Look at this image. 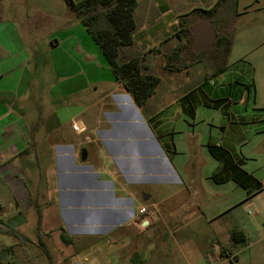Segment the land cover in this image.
<instances>
[{
    "label": "crops",
    "instance_id": "crops-1",
    "mask_svg": "<svg viewBox=\"0 0 264 264\" xmlns=\"http://www.w3.org/2000/svg\"><path fill=\"white\" fill-rule=\"evenodd\" d=\"M224 1L209 4L205 9L214 10L202 16L222 34L230 31L232 16ZM199 19L183 26L182 49ZM81 22L68 21L63 36L52 34L47 48L60 65L84 64L90 74L85 86L75 88V108L63 104L31 114L17 101L30 79L28 72L17 74L16 55L24 48L15 25L0 18V221L29 243L41 241L65 255L107 237L114 264L245 263L231 231L242 229L248 240L254 235L245 216L254 214L247 212L249 204L258 210L264 199V178L258 165L251 166L257 154L240 147L247 142L243 127L264 121V105L242 108L244 89L232 84L241 74L222 78L230 69L216 65L223 50L218 45L196 59L184 51L179 65L185 67L167 68L166 58L178 46L167 34L145 43L138 56L128 51L134 37L118 56L121 62L139 57L144 74L161 78L139 106L110 65L106 76L96 72L100 53ZM197 63L209 65V71L195 72ZM74 120L87 130L75 131ZM260 129L264 137V125ZM211 197L219 204H211ZM143 205L146 214L139 212ZM210 210L215 212L208 216ZM215 221L223 238L204 235L206 224ZM250 256L252 264H264V252Z\"/></svg>",
    "mask_w": 264,
    "mask_h": 264
},
{
    "label": "rangeland",
    "instance_id": "rangeland-1",
    "mask_svg": "<svg viewBox=\"0 0 264 264\" xmlns=\"http://www.w3.org/2000/svg\"><path fill=\"white\" fill-rule=\"evenodd\" d=\"M216 2L217 0H139L136 10L137 28L134 32L136 42L128 48L129 53L138 56L145 43L154 44L157 36L167 34H170L174 42L178 44L176 50L180 49L179 35L182 33L183 26L188 27L199 17L210 16L205 8ZM224 2V9L232 10L231 13L229 12L232 14L230 19L232 47L227 54L224 50L219 53L220 59L216 65L225 68L228 66L230 69L222 78H230L234 76V73L241 74L239 78L232 81V84L242 86L244 96L247 98V103L242 108L248 106V110L252 111L254 106L264 105V0H225ZM0 18L9 25H15L24 48L22 53L16 55L18 77L26 75L27 72L30 75L27 93L18 96L19 107L31 114L52 108L57 109L63 104L74 109L77 101V94L74 95L75 88L78 85L85 86L90 80V74L84 64L60 65L59 60L47 52V48L51 45L52 34L57 33L62 37L61 31L68 21L77 22L80 19L77 12L69 6L67 0H0ZM80 27L101 55H95V60L100 61V67L95 69L96 72L106 76L107 71L109 73L106 57L82 22ZM218 28L221 30L222 25ZM187 34L188 37L184 42L186 49L183 50L188 53V58L196 59L210 51H194L193 36L189 31ZM59 52L65 56L64 49ZM152 59L160 61L159 57H152ZM194 71L207 72L209 65L197 63ZM255 90L257 104L254 102ZM249 92H251L250 97H248ZM262 125L264 121L246 124L243 130L247 136V142L244 141L240 147L243 152L257 154L258 159L254 160L251 166H259L257 169L259 179L264 178V137L261 136L263 132L260 129ZM262 192L264 198V189ZM235 194L237 197L238 194ZM156 199L158 195L154 196L153 201ZM210 200L211 204H219L217 198L211 197ZM248 206L247 208L253 210L254 214L247 215L245 218L251 224L250 230L254 232V235L249 240L237 243V248L245 259V263L242 264H252L250 255L264 252V237H262L264 199L258 200V210L254 205ZM208 212L210 216V212L215 211ZM219 223L215 221L212 225L206 224L204 235L214 239L223 238V230ZM246 229L249 230L248 225ZM48 251L50 255L46 254L38 243L25 241L23 244L15 236L0 232V264H114V257L109 256L107 237L101 239L94 247L74 255H65L54 246H51Z\"/></svg>",
    "mask_w": 264,
    "mask_h": 264
},
{
    "label": "trees",
    "instance_id": "trees-1",
    "mask_svg": "<svg viewBox=\"0 0 264 264\" xmlns=\"http://www.w3.org/2000/svg\"><path fill=\"white\" fill-rule=\"evenodd\" d=\"M67 2L77 12L87 31L100 46L117 80L124 85L135 102L139 106H143L155 93L161 81L160 76L144 74L139 57H133L123 62L118 59L123 48L134 42V30L137 27L135 11L139 0H67ZM221 2L222 0H218L217 6ZM213 10L205 11L209 14ZM188 30L192 33L190 29ZM215 45L222 47L227 54L232 47L231 31L226 34L218 32ZM184 55L182 47L177 49L167 56L166 67L174 70L182 69L185 66L179 65V62ZM219 70H224V66L219 67ZM40 220L41 214L39 228ZM0 232L15 236L23 244L29 240L22 232L1 221ZM62 237L66 243L72 242L65 235ZM231 237L235 243L244 242L247 239L244 231L238 228L232 229ZM40 245L45 253L50 255L41 241Z\"/></svg>",
    "mask_w": 264,
    "mask_h": 264
},
{
    "label": "water",
    "instance_id": "water-1",
    "mask_svg": "<svg viewBox=\"0 0 264 264\" xmlns=\"http://www.w3.org/2000/svg\"><path fill=\"white\" fill-rule=\"evenodd\" d=\"M191 30L194 34L193 49L195 51L207 50L214 46L217 38V28L212 20L201 17L194 25H192ZM86 155L87 151L86 149H83V159L86 158Z\"/></svg>",
    "mask_w": 264,
    "mask_h": 264
},
{
    "label": "built area",
    "instance_id": "built-area-1",
    "mask_svg": "<svg viewBox=\"0 0 264 264\" xmlns=\"http://www.w3.org/2000/svg\"><path fill=\"white\" fill-rule=\"evenodd\" d=\"M72 127H73V129L75 131H77L79 133H83V132H85L87 130V127L85 126V124L82 121H80V120H74L72 122ZM139 212L141 214H146L148 212V207L145 206V205L141 206L140 209H139ZM247 212L249 214H252L253 210H251L250 208H247Z\"/></svg>",
    "mask_w": 264,
    "mask_h": 264
}]
</instances>
